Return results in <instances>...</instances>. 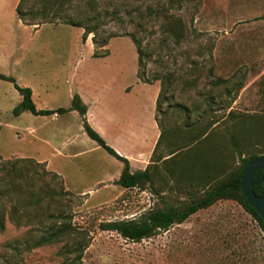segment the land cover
<instances>
[{
    "label": "rangeland",
    "instance_id": "374dc122",
    "mask_svg": "<svg viewBox=\"0 0 264 264\" xmlns=\"http://www.w3.org/2000/svg\"><path fill=\"white\" fill-rule=\"evenodd\" d=\"M18 1L0 0V73L32 88L40 108H67L78 94L90 104L86 119L93 128L102 124L108 136L120 128L139 134L148 128L147 109L150 103L154 109L155 99L144 97L141 86L129 95L124 91L132 81H142L133 36L140 43L145 80L160 87L155 119L165 135L152 157L163 158L151 167L153 185L123 188L114 178L119 161L86 135L77 111L57 118L30 111L14 115L18 92L0 79V164L32 161L17 164V189L0 196V264H264V247L258 249L264 233L232 199L218 200L138 242L100 227L151 208L189 203L240 166L238 151L242 157L264 154V0L173 5L168 0H70L61 19L52 22L40 16L18 19ZM43 1L30 0V5L40 8ZM170 14L182 20L179 36L166 30ZM67 15L96 25L95 36L90 33L83 42V28L63 23ZM93 41L107 44L96 47ZM102 103L109 108L105 116L96 111ZM195 130L207 133L168 155L169 143ZM36 158L61 176L47 173V162ZM220 162H227L228 170L212 179L213 165ZM8 178L0 169V189ZM64 223L75 229L71 235L30 247ZM84 240L81 261L72 260Z\"/></svg>",
    "mask_w": 264,
    "mask_h": 264
},
{
    "label": "trees",
    "instance_id": "16d2710c",
    "mask_svg": "<svg viewBox=\"0 0 264 264\" xmlns=\"http://www.w3.org/2000/svg\"><path fill=\"white\" fill-rule=\"evenodd\" d=\"M69 1L70 0H44L41 7L39 8L37 6L35 7L34 5H30V0H19L15 7V12L18 19L22 21H25L27 18L35 19L39 16L42 19H44L43 22L51 21L50 19L56 17L61 19V17H59L61 15V11L63 10L65 4ZM180 1L182 0H168L170 5H173L174 3H179ZM169 16L172 19V21H169L166 30H169V32H171L173 35L176 36H179V34L181 35L182 25H183L182 20L180 18L173 17L171 14ZM62 21L63 23L83 28V32H82L83 42L90 33H93L95 36L97 29L96 25L83 24V22L80 19H74L69 15L65 16L62 19ZM35 24H39V23H35ZM131 38L135 43L138 53L139 70L137 71V77L142 81L148 82L145 80L144 75L140 70V67L142 66V51H141L140 43H138L133 36H131ZM93 43L96 47H103L107 44V41H104L100 45H98L97 42L95 41H93ZM106 54L107 53H105L104 55ZM93 56H98V55L93 54ZM0 79L12 82L14 84L15 89L18 91V93L21 96L20 102L16 106H14L12 110L14 115H19L23 111H30L35 115H49L54 113L61 114L71 110H76L82 117L83 130L87 134V136L90 139L94 140L99 146L105 149L109 154L113 155L123 163L122 171L120 173L118 180L116 181L118 185L122 186L123 188H134V187L143 188L145 185H149V186L153 185V172L151 170V167L156 165L157 162L161 161L163 158L159 156L157 157V160H152V163L149 164L145 169L132 171L128 159L119 155L112 147H110L101 137V135L88 123L85 117L87 112V105L81 100L78 94H74L72 96L71 104L67 108L59 107L56 109L38 110L36 109L35 104L32 100L31 97L32 91L30 87L19 86L15 82V79L13 77L7 76L3 73H0ZM159 96L160 94L158 95V98L156 100L157 110L160 108ZM260 118H264V116ZM157 124L160 129V134L155 149L165 135V130L162 128V125L158 121ZM206 133L207 131H199V130L183 132V134H181L176 141L169 143L168 155L175 156L177 153H179L182 149L188 147L190 144L198 142L200 139H202L205 136ZM231 141L233 145L237 146L234 138H232ZM235 150L237 149L235 148ZM238 153H239L238 155L239 159L241 161L240 166L237 169L235 168L229 170L225 177L216 178L213 184L208 189H206L201 196L191 200L189 203H186L182 206L166 205L164 207H155L149 209L148 211H145L144 213L139 214L137 217L101 222L100 223L101 229L107 231H115L125 239L138 242L141 241L142 239L154 236L159 231H165L174 224H180L184 222L189 216L196 213L198 210L208 208L218 200L232 199L235 200L238 204H240L242 208L247 213H249L254 220L257 221L260 230L264 233V224L262 218L260 217L258 212L248 204L245 196L242 193L241 184H240V177L243 169L248 164V162H250L252 159L257 157L259 154H252L248 157H242L239 151ZM20 162H32V161L29 158H17L0 164V169L6 171L9 177L8 179L5 180L4 189H0V196L3 195L5 191L10 192V190L17 189V182L15 177H18L16 175L17 171H19V169L17 168L18 167L17 164H19ZM221 163L222 162H220V164L215 166L213 165L212 179L214 177H217V175H219L221 172L228 170V163L227 162L222 164ZM46 172L50 173L51 175L58 176L57 174L49 170ZM261 174L262 171L259 172V174L255 178V181L260 178ZM61 188H63L62 181H61ZM61 192L66 193L67 191L62 189ZM254 192L257 195H264V179L262 182L254 186ZM12 215L13 214L11 212V217H10L11 220H13V222L16 225H19L20 221L14 219ZM3 229H4V217L0 213V230ZM73 230L75 231V229L69 223L61 224L53 230L45 231V234L43 236L36 238V240L32 243L30 247L36 248L46 244L58 242L65 236L71 235ZM261 241L262 243H260L258 247L259 252H262L264 247V239L262 238ZM86 247H87V242L85 240L82 241L80 244H78L74 249V251H76L77 254L75 255V257H73L72 260L81 261L82 253Z\"/></svg>",
    "mask_w": 264,
    "mask_h": 264
},
{
    "label": "crops",
    "instance_id": "0c3cea01",
    "mask_svg": "<svg viewBox=\"0 0 264 264\" xmlns=\"http://www.w3.org/2000/svg\"><path fill=\"white\" fill-rule=\"evenodd\" d=\"M14 7H15V5H14ZM135 86H141V91H142L144 97H146L148 100L151 99V94H152V99H155L154 109L152 107V103L149 104V107L147 109L148 113L150 114L149 118H151V120L148 123L147 129H142L141 131H139V134H137L134 130L120 128L118 131H116V136H108L106 134L105 130L102 128V124H101V126H94L96 131L101 135V137L105 140V142L110 147H112L119 155L128 159L129 165H130V168L132 171L143 170L149 164L152 163V156H153V153L155 152V146H156L159 134H160V130H159L157 121L155 119L156 100H157L159 90H160L159 85L157 83H150V82H145V81H132V84H130L124 88L126 95H129V93L134 90ZM21 87H28V86H21ZM151 90H153V91H151ZM31 91H32L31 97H32V100L35 104L36 109H38V110L39 109H48V108L38 107V105L36 104V102L34 100L35 93H34V90L32 88H31ZM18 95H19V101H18V103H19L21 100V96L19 93H18ZM99 102H100L99 99H97L95 103L97 104ZM53 109H56V108H53ZM90 110H91L90 104H87V112L85 115L86 118H88L87 115L90 113ZM71 111H73V110H71ZM96 111H97V114L105 116V114H107V112H109V108L104 103H102L101 106L98 105L96 107ZM51 115L53 117H56V118L60 116V114H57V113H54ZM152 115H153V119H152ZM105 118H106L105 120H107L108 123H111V120H110V118H108V116H106ZM27 131L31 132V133L35 132L34 128H32V127H29ZM71 141L72 140L69 139L65 143H68ZM114 158H116V157H114ZM36 159L39 161V163L40 162H47L44 158H36ZM118 161H119L120 165H118L117 174L114 177V178H116V181L118 180L120 173L122 171V168H123V163L120 160H118ZM47 166H48V162H47ZM48 168L50 169L49 171L54 172L58 176H61L56 171H53L50 168V166H48ZM111 177L112 176H109V178H111ZM108 179H106V180H108ZM106 180H104V181H106ZM101 182H103V180H101ZM76 191H78V190H76Z\"/></svg>",
    "mask_w": 264,
    "mask_h": 264
},
{
    "label": "water",
    "instance_id": "95a60500",
    "mask_svg": "<svg viewBox=\"0 0 264 264\" xmlns=\"http://www.w3.org/2000/svg\"><path fill=\"white\" fill-rule=\"evenodd\" d=\"M262 171L258 180L255 178ZM264 179V154L258 155L252 159L242 171L240 177L241 190L248 204L252 206L262 218L264 224V195H257L254 192V186Z\"/></svg>",
    "mask_w": 264,
    "mask_h": 264
}]
</instances>
